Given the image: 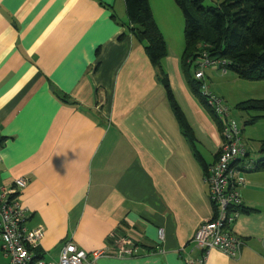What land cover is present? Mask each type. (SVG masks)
I'll list each match as a JSON object with an SVG mask.
<instances>
[{"label": "crops", "instance_id": "obj_1", "mask_svg": "<svg viewBox=\"0 0 264 264\" xmlns=\"http://www.w3.org/2000/svg\"><path fill=\"white\" fill-rule=\"evenodd\" d=\"M150 4L194 146L146 45L130 32L125 0H0V184L27 179L20 201L29 227L45 229L35 252L40 259L58 260L67 242L102 249L112 236L129 238L134 256L98 264H190L203 257L192 241L215 216L205 178L221 151V124L187 85L184 46L172 47ZM206 70L210 90L228 106L253 100L227 90V73ZM245 127L248 158L259 161L250 145L264 141V118ZM242 176L243 213L233 229L241 255L212 250L203 264H264V169ZM0 264H9L1 240Z\"/></svg>", "mask_w": 264, "mask_h": 264}, {"label": "built area", "instance_id": "obj_2", "mask_svg": "<svg viewBox=\"0 0 264 264\" xmlns=\"http://www.w3.org/2000/svg\"><path fill=\"white\" fill-rule=\"evenodd\" d=\"M224 65L226 66V61H214L205 53L195 63V78L201 82V94L222 126L223 143L217 160L208 167L205 178L215 216L196 231L192 242L196 249L203 252V257L190 264H203L212 250H218L230 259H237L241 255L243 244L235 236L233 229L243 213L242 173L257 168L256 162L251 159L245 164H239L249 157V151L242 143L241 128L231 119V109L210 90L205 81V68L214 66L215 69H220L223 66V73H227ZM26 187L25 178L15 180L11 186L0 184V240L9 264H98L103 259L133 258V242L129 238L115 236H112L108 246L102 249L67 242L58 260L45 261L38 258L34 250L45 238V229L42 226L31 228L28 225V210L20 201L21 193ZM159 236L161 240L164 239L163 230Z\"/></svg>", "mask_w": 264, "mask_h": 264}, {"label": "trees", "instance_id": "obj_3", "mask_svg": "<svg viewBox=\"0 0 264 264\" xmlns=\"http://www.w3.org/2000/svg\"><path fill=\"white\" fill-rule=\"evenodd\" d=\"M206 1L174 0L185 21L181 71L193 94L202 101L201 82L196 80L194 72L197 71L195 63L204 53L210 59L226 61L224 68L231 69L241 80L264 81V0H212L214 4L211 6H206ZM125 6L130 32L146 45L147 55L159 73L182 132L194 146V134L175 101L164 68L167 43L153 15L150 0H125ZM236 110L247 116L244 127L253 125L264 118V99L241 102L236 105ZM238 126L242 132L243 126ZM242 143L245 145L243 139ZM259 152L264 156V141ZM255 162V170L264 169V159ZM202 166L207 170L205 163L202 162ZM34 252L38 253V248Z\"/></svg>", "mask_w": 264, "mask_h": 264}, {"label": "rangeland", "instance_id": "obj_4", "mask_svg": "<svg viewBox=\"0 0 264 264\" xmlns=\"http://www.w3.org/2000/svg\"><path fill=\"white\" fill-rule=\"evenodd\" d=\"M151 1L153 4V7L157 11L158 21L160 23L162 30L164 31L169 42L171 44L173 42L172 47H175V49L176 47H179V45L180 47L181 46L183 47L185 44V37H184L185 21H184V16L181 10L177 7L174 0H151ZM213 4L214 3L212 0H207L205 3L206 6H211ZM214 61H221V60H214ZM205 69H207L206 72L208 71V69L209 70L210 69L219 70V71L221 70V69H215L214 66L207 67ZM220 74H223V73L221 72ZM211 79L213 81L212 77ZM224 79L225 80H223L221 83L225 82L227 90L230 93H232L233 96H235V93H236V95L240 94L239 97L245 100L249 99L250 97H254L253 99H264V81L251 82V81L241 80L237 77L235 73L232 72L231 69H229V71L227 72V75H224ZM207 80L209 79L207 78ZM219 81L220 80H217V82ZM221 100L224 104H226L223 98H221ZM231 101H234V100L229 101V106L226 104L231 109L230 115L232 116L233 119H235L238 122V124L241 127L243 126L244 130H248V127H244L245 116L243 117L242 115H240V113L236 110V106H235L236 104H233ZM245 138H242V139L244 140L245 144H248L247 142L249 141H246L247 138L246 139ZM251 146L253 147L255 146L258 148V150H260V144L258 143V141L251 142L250 147ZM259 153L258 152L253 153L252 157L255 158L256 156L260 159H264L263 153L261 152Z\"/></svg>", "mask_w": 264, "mask_h": 264}]
</instances>
